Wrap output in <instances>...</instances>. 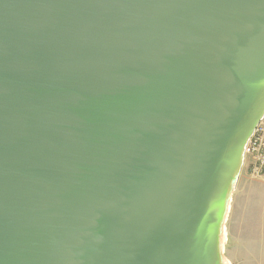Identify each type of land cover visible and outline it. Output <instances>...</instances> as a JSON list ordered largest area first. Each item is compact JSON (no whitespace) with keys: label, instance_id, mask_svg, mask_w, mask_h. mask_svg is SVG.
Here are the masks:
<instances>
[{"label":"water","instance_id":"1","mask_svg":"<svg viewBox=\"0 0 264 264\" xmlns=\"http://www.w3.org/2000/svg\"><path fill=\"white\" fill-rule=\"evenodd\" d=\"M264 116V0H0V264H230Z\"/></svg>","mask_w":264,"mask_h":264},{"label":"rangeland","instance_id":"2","mask_svg":"<svg viewBox=\"0 0 264 264\" xmlns=\"http://www.w3.org/2000/svg\"><path fill=\"white\" fill-rule=\"evenodd\" d=\"M262 207H264V180L249 177L245 168H242L232 193L225 224L224 253L228 261L231 259L232 249L235 250L232 246V239L235 236L243 244L247 231L249 230V234L252 232L251 226L255 229L254 222Z\"/></svg>","mask_w":264,"mask_h":264},{"label":"crops","instance_id":"3","mask_svg":"<svg viewBox=\"0 0 264 264\" xmlns=\"http://www.w3.org/2000/svg\"><path fill=\"white\" fill-rule=\"evenodd\" d=\"M254 223L255 229L251 226L252 232L247 231L243 244L235 236L232 239L235 250L232 249L230 264H264V207Z\"/></svg>","mask_w":264,"mask_h":264},{"label":"built area","instance_id":"4","mask_svg":"<svg viewBox=\"0 0 264 264\" xmlns=\"http://www.w3.org/2000/svg\"><path fill=\"white\" fill-rule=\"evenodd\" d=\"M243 168L249 177L264 180V116L245 145Z\"/></svg>","mask_w":264,"mask_h":264}]
</instances>
